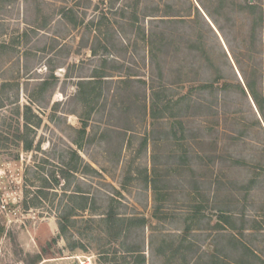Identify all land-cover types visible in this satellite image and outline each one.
<instances>
[{"label": "rangeland", "instance_id": "1", "mask_svg": "<svg viewBox=\"0 0 264 264\" xmlns=\"http://www.w3.org/2000/svg\"><path fill=\"white\" fill-rule=\"evenodd\" d=\"M135 1L0 0V264H264V114L244 85L264 113V21L253 36L248 12L218 16L243 77L197 20L186 30L207 59L168 23L174 42L152 61ZM139 1L138 14L204 13ZM28 105L40 122L25 150Z\"/></svg>", "mask_w": 264, "mask_h": 264}, {"label": "trees", "instance_id": "2", "mask_svg": "<svg viewBox=\"0 0 264 264\" xmlns=\"http://www.w3.org/2000/svg\"><path fill=\"white\" fill-rule=\"evenodd\" d=\"M208 2H209V4L207 3V1L205 2L204 0H197L199 7L203 10L206 17L211 21L213 26L216 28L217 32L210 25L209 21L202 14V12L198 9L197 5L193 4V3H190V10L191 11L189 13H179L178 11L173 10V5L170 4V5H167V10L163 11L162 13H160L159 8L156 7V8H152L150 10H145L144 12L138 14L136 9H137L140 1L136 0L135 4H134L136 9H134L132 16L134 18L133 20H135V21L138 20V15H140V14L143 18L151 17L149 19L150 23H151L149 26V30H148L147 34L145 32H143V34H144L143 39L145 40V43L150 48L149 52H150L152 61L157 58L158 51H160L162 47H166V46H168L174 42V35L166 34L165 31H158V29H157L160 25H164V24H168V23H177V24L183 25L184 31L182 33H180L181 37L187 38V41L190 44L191 43L199 44L201 46V50H202L203 54L205 55V57L207 59V56H206L207 51L205 50V48L202 47V46H204V40L202 39L203 38L202 34H199V33L195 34V31H193V30H191V31L186 30L188 28H192L189 24L191 21L197 20L198 22H201L203 25H206L208 27L209 31L213 34V36L216 39H219V36H221V38L223 39V41L226 45V48H227V50L231 56L233 63L235 64L238 72L241 73L243 77H245L246 72L243 69V66L241 64V60L238 58L237 54L235 53V51H234L235 49H234L232 43L228 40V37L226 36V33L224 31V27L221 25L218 16L221 14V12L225 15H231V13L233 11H238V12L246 11V12H248L251 16H253L250 29H251L252 35L254 36L255 32L257 31L259 24L262 21H264V8H262L257 3H249L248 2V3L243 4L237 0H209ZM190 44H189V48H190ZM153 49L155 51H153ZM91 51L93 52V54H96V52H97L96 47H92ZM248 52H250V51H248ZM253 55L254 54H252V51H251V55H250L251 59H253ZM224 56H225L228 64L230 65V67H233L232 62L230 61V58L228 57V55L226 54L225 51H224ZM253 70H255L257 72L256 68H253ZM179 73H182V72L180 71ZM82 84L83 83L80 82L79 86L80 85L82 86ZM244 85H245L247 91L249 92V94L251 95L252 99L254 100V102L257 104V107L260 110V112L262 114H264L262 112V107L260 105L259 97H258L256 89H255V82L253 80L251 81L245 77ZM203 86L209 87V84L207 83V85H205V83H204ZM242 89L245 92L243 87H242ZM177 104H178L177 100H174V101L169 100L168 103L166 104V109L172 111L173 108ZM155 106H156V102H153L151 104V115H152V117H156L154 114V107ZM23 117H24L25 132L23 134L18 132L17 138L19 140L23 141V148L25 150H29L32 148V141L28 140L26 136H27L30 124H31V122H34L33 123L34 126H38L40 119L38 116H36L32 113V109L29 105L25 106V109L23 112ZM34 117L37 119L36 121L32 120V118H34ZM86 128H87L86 121H82V125L78 129V133H79L80 138H82V135L86 132ZM73 142L76 146H81L80 141L75 140ZM72 153H73V155L78 156L76 151H72ZM156 182H157L156 178L150 179V183H151L152 189H153L155 194H157V191H158V187H157ZM75 195H77V194H75ZM84 196H87V195H82L81 198L86 201V197H84ZM82 207H85V204ZM62 218H61V220H59L58 226H59L60 233L64 235L66 233V230H67L68 218L66 216H63ZM105 218H106L105 219L106 223L110 227H116L115 223H116V221H118L117 213L114 211L113 206L111 204L107 210V213L105 214ZM223 218H224L225 222L232 224L233 221H232V217L230 215H223ZM139 221L141 223H143L144 219H139L138 222Z\"/></svg>", "mask_w": 264, "mask_h": 264}, {"label": "water", "instance_id": "3", "mask_svg": "<svg viewBox=\"0 0 264 264\" xmlns=\"http://www.w3.org/2000/svg\"><path fill=\"white\" fill-rule=\"evenodd\" d=\"M204 14V13H203ZM205 15V14H204ZM206 17V15H205ZM207 18V17H206ZM207 20L209 21V23L211 24V26L214 28V30L217 32L216 28L213 26V24L210 22V20L207 18Z\"/></svg>", "mask_w": 264, "mask_h": 264}]
</instances>
